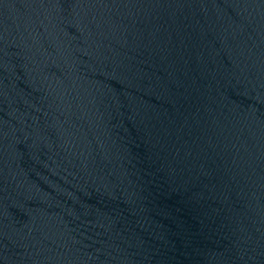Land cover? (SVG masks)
Here are the masks:
<instances>
[{"label": "water", "instance_id": "water-1", "mask_svg": "<svg viewBox=\"0 0 264 264\" xmlns=\"http://www.w3.org/2000/svg\"><path fill=\"white\" fill-rule=\"evenodd\" d=\"M0 264H264V0H0Z\"/></svg>", "mask_w": 264, "mask_h": 264}]
</instances>
